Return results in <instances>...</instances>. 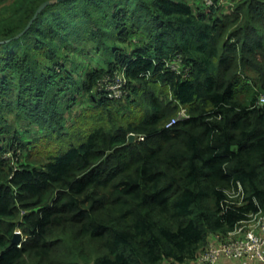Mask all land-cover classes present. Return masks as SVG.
I'll list each match as a JSON object with an SVG mask.
<instances>
[{
	"label": "trees",
	"instance_id": "16d2710c",
	"mask_svg": "<svg viewBox=\"0 0 264 264\" xmlns=\"http://www.w3.org/2000/svg\"><path fill=\"white\" fill-rule=\"evenodd\" d=\"M229 1L1 8L0 264H188L264 213V0Z\"/></svg>",
	"mask_w": 264,
	"mask_h": 264
},
{
	"label": "built area",
	"instance_id": "2783aa9c",
	"mask_svg": "<svg viewBox=\"0 0 264 264\" xmlns=\"http://www.w3.org/2000/svg\"><path fill=\"white\" fill-rule=\"evenodd\" d=\"M201 2V5L205 8L215 5H225L226 7L232 5L231 1L223 3L221 0L216 2L215 0H202ZM181 66L180 57L178 56L176 61L169 65V68L179 73ZM126 85L127 78L123 67L116 71L112 77L103 79L98 86V90L107 93L110 98L120 99L126 96ZM257 103L258 105H264V95L259 96ZM187 117L186 109L181 107L166 126ZM138 138L142 139V137ZM222 256L246 259L251 261V264H264V213L249 215L246 220L238 223L233 230L225 235H211L205 250L188 264H217Z\"/></svg>",
	"mask_w": 264,
	"mask_h": 264
},
{
	"label": "rangeland",
	"instance_id": "374dc122",
	"mask_svg": "<svg viewBox=\"0 0 264 264\" xmlns=\"http://www.w3.org/2000/svg\"><path fill=\"white\" fill-rule=\"evenodd\" d=\"M198 1H202V0H198ZM10 2L12 3V0H6V2H5L4 4H1V5H0V10H1V8L4 9V8L10 6V5H11ZM222 2H223V1H222ZM200 3L202 4V2H200ZM232 3H233V2H232ZM88 53L91 54V52H88ZM67 54H69V53H67ZM70 57H71V56H70ZM73 57H74V55H73ZM96 58H97V57H96ZM72 61L75 62V61H77V59L74 58ZM75 63H76V62H75ZM67 65H69V64H67ZM116 108H117V111L119 112V114H122V113H124V112L126 111V109L122 106L121 103H120L119 105H117ZM81 110H82V108H81L80 106H74V107L72 108V110H70V111L64 113V114H65V119H66L67 125H70V124L72 123V121L78 116V114L81 113ZM18 128L20 129L21 127H18ZM22 129H25V128H22ZM22 139H23V140L27 139L26 133H23V135H22ZM18 151H19V150H16V154H15L14 151H13V148H10V149H8L7 151L4 152V156H3V157L15 158L16 155H17V153H18ZM18 162H19V163L23 162V157H22V158L19 157V161H18ZM16 165H17V163H15V162L12 164L13 167H15ZM15 233H19V231L16 230ZM19 236H20L19 239L21 240V235H20V233H19ZM20 240H19V242H20ZM207 244H208V243H207Z\"/></svg>",
	"mask_w": 264,
	"mask_h": 264
},
{
	"label": "crops",
	"instance_id": "0c3cea01",
	"mask_svg": "<svg viewBox=\"0 0 264 264\" xmlns=\"http://www.w3.org/2000/svg\"><path fill=\"white\" fill-rule=\"evenodd\" d=\"M190 2H198V0H189ZM223 3L228 2L229 0H221ZM222 10H227L228 8L223 5ZM217 264H251V261H248L246 259H238V258H233V257H227V256H222L218 260Z\"/></svg>",
	"mask_w": 264,
	"mask_h": 264
},
{
	"label": "water",
	"instance_id": "95a60500",
	"mask_svg": "<svg viewBox=\"0 0 264 264\" xmlns=\"http://www.w3.org/2000/svg\"><path fill=\"white\" fill-rule=\"evenodd\" d=\"M135 139H136V135L129 134V136H128V142L129 143L133 142ZM19 238H20L19 233H14L12 243H15V244L19 243V240H20Z\"/></svg>",
	"mask_w": 264,
	"mask_h": 264
}]
</instances>
